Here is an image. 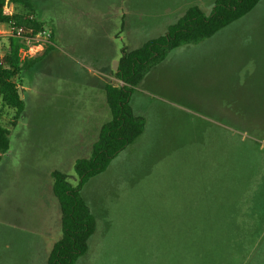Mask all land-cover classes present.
Masks as SVG:
<instances>
[{
    "label": "rangeland",
    "instance_id": "obj_1",
    "mask_svg": "<svg viewBox=\"0 0 264 264\" xmlns=\"http://www.w3.org/2000/svg\"><path fill=\"white\" fill-rule=\"evenodd\" d=\"M215 1L36 0L34 16L46 27L73 30L72 36L86 44L81 43L82 53L57 38L56 50L32 69L59 78L55 84L59 95L70 99L53 102L62 109L45 115L49 120L39 138L33 105L12 128L10 150L0 160V217H32L33 212L43 217L31 193L39 171L58 166L76 184L73 159L88 156L91 146L75 143L58 148L63 156L51 164L44 161L47 155L41 144L54 130L61 135L70 125L81 130L94 124V113L88 115L87 110L90 106L92 111L94 101L83 103V95L72 91L74 84H121L112 74L118 67L114 70V61L109 62L112 55H122L119 42L129 43V49L140 47L165 34L191 6L209 15ZM80 30H122V34L117 45L102 43L103 34H96L100 38L96 46L95 36ZM33 73H21L27 91L33 88ZM55 85L52 82L51 88ZM131 103L145 118L144 131L85 184L83 196L97 226L88 251L74 264H223L219 258L225 255L234 264L232 248L241 239L244 222L229 220L234 208L215 201L217 192L211 200L204 190L216 187L237 165L254 160L250 157L264 147V0L212 37L169 51L147 71ZM100 111L102 118H110L108 106ZM13 115L14 110L6 108L1 122L9 126ZM32 140H39L40 147ZM245 237L249 241L252 234ZM258 241L264 242V230ZM260 244L244 264H264V254L255 260Z\"/></svg>",
    "mask_w": 264,
    "mask_h": 264
},
{
    "label": "trees",
    "instance_id": "obj_2",
    "mask_svg": "<svg viewBox=\"0 0 264 264\" xmlns=\"http://www.w3.org/2000/svg\"><path fill=\"white\" fill-rule=\"evenodd\" d=\"M260 1L216 0L209 15L199 6H191L165 34L146 41L140 47L123 48L118 69L112 71L121 84L107 83L105 86L111 119L102 125L90 156L75 161L76 184L65 172L58 169L52 172L53 191L62 212V237L55 243L47 264H74L88 251L97 222L83 196L84 186L91 178L105 171L111 161L143 133L145 118L133 109L131 98L150 67L164 60L169 51L180 45L212 37L251 12ZM35 2L36 0H0V23L14 22L17 26L37 33L45 27V23L34 16ZM10 3L15 6V11L7 14L5 7ZM51 29V43L40 55L22 59L20 49L25 45L20 38L11 37L9 47L5 49L4 56L0 57V160L10 150L11 130L18 124L26 109L25 98L19 94L20 89L25 92L21 73L32 70L38 61L54 49V29ZM6 108L14 110L9 126L1 122ZM250 159L254 160L243 162L242 167L237 165L233 173L220 180L216 187L208 185L204 190L211 200V194L217 192L219 195L215 201L234 208L227 215L229 220L244 222L241 239L234 242L232 248L234 264H244L256 244H260L258 240L264 230V147H259ZM248 233L252 234L249 241L245 237ZM257 248L255 258L264 254V242ZM225 257L219 259L224 260L223 264H229V256Z\"/></svg>",
    "mask_w": 264,
    "mask_h": 264
},
{
    "label": "crops",
    "instance_id": "obj_3",
    "mask_svg": "<svg viewBox=\"0 0 264 264\" xmlns=\"http://www.w3.org/2000/svg\"><path fill=\"white\" fill-rule=\"evenodd\" d=\"M10 7L11 11H15V6L13 4H8V8ZM9 9V10H10ZM115 15L117 16V10H115ZM117 20V18H116ZM122 20V17H121ZM81 32L88 31V35L95 36V38H92L94 40V43L96 46L100 43V38L96 37V34H103L102 38L104 42L110 41L112 44L117 45L118 40H120L122 34V30H80ZM73 30H66L65 32H62V30H54V42L56 44V39L58 38L63 43H71L72 47L74 49H77V51L80 50V46L83 44H86V41H82L79 38L72 36ZM78 33H80L78 31ZM118 33V34H117ZM87 40V39H86ZM1 43L4 46V50L7 48L8 41L7 39H2ZM83 43V44H81ZM54 44V49L50 52L53 53L56 49V45ZM124 46H127V48H130L129 43H125ZM123 45H121V42H119V48L120 52L122 54V50L124 48ZM82 49V48H81ZM85 51V50H84ZM83 53V51H82ZM87 52H85L86 54ZM121 57L118 55H112L109 62L110 64L112 61L119 60ZM27 72H32V70H29ZM35 74V80L32 81L31 85H33V88L27 91L24 88V85H22V88L25 92L24 98L26 103V109L24 112H27L29 105L35 107V128L37 130V137L39 138L42 130L43 125L46 122L45 115L57 114L59 113L61 106L59 103L58 105H54V101L58 98L64 99L65 95H62L58 92V88L56 87V83H60V79L58 78L53 79L51 76L44 75L41 72H34ZM106 76V74H105ZM44 80V82H43ZM54 82L53 89L51 88V83ZM46 84H50V86H47ZM79 86L72 87V91H75L78 93V96L81 94L83 95L80 97L83 100V103L85 99L87 100H93L94 101V107L91 111V107L89 106L87 110L89 111L88 115H91L93 112L94 115L92 116V121L94 124L90 126L88 124L87 128L79 130L76 126H69L64 129L63 133L61 132V135L56 134L55 130L52 132L51 135H48L47 139H44L42 142V147L45 148V153L47 155V159L44 161L51 160V164H56L57 161L61 160L59 159V156H63L61 154L60 150L58 148H65L68 146H72L73 144H81L85 143L91 146L90 152L88 156H78L77 158L73 159V162L75 164V161L79 158L89 157L92 152L93 144L97 141L100 129L104 123L109 121L111 119H108L103 117L102 113L100 111L101 106L107 107V100H106V81L103 86H96L91 84H85V83H78ZM82 85V86H81ZM39 87V90L36 88ZM65 92L66 89H64ZM29 93V98L27 94ZM63 93V92H62ZM39 96H35V95ZM76 99H80L78 97H73ZM59 99V100H60ZM65 99H70L65 98ZM73 99V100H76ZM78 101V100H76ZM81 102V101H79ZM31 103V104H30ZM132 104V103H131ZM133 107V105H132ZM109 108V107H108ZM134 109V108H133ZM70 110V109H69ZM110 110V109H109ZM135 110V109H134ZM48 113V114H47ZM51 113V114H49ZM53 120V118H51ZM49 123H53V121L50 120ZM49 129V128H48ZM53 128H51L52 130ZM33 145H36L38 143V148L40 147L39 140L35 141L32 140ZM62 150V149H61ZM41 168V166H40ZM62 170L58 166L55 167V169L51 171L42 170L39 171V173L35 176V178H39L36 183L32 186V202L36 206H41L43 209V217L37 212H33L32 217H26L23 216L21 218L13 217V218H6V217H0V228L4 231V233H0V264H47L49 255L55 245V243L60 240L62 237V212L60 208V203L56 195L53 191V177L52 172L54 170ZM66 173V172H65ZM67 174V173H66ZM42 179H45L43 182ZM84 193V192H83ZM87 201V200H86ZM40 248V249H39ZM42 258V261H36L37 258Z\"/></svg>",
    "mask_w": 264,
    "mask_h": 264
},
{
    "label": "built area",
    "instance_id": "obj_4",
    "mask_svg": "<svg viewBox=\"0 0 264 264\" xmlns=\"http://www.w3.org/2000/svg\"><path fill=\"white\" fill-rule=\"evenodd\" d=\"M5 13L12 14L8 5L5 7ZM33 18V16L31 17ZM11 37L20 38L24 47L20 49V55L22 59L32 58L43 52L48 44L51 43L52 29L51 27H44L37 33H34L31 29H27L23 26H17L14 22L0 23V57L5 54L4 46L1 43L2 39H7L9 47V39ZM2 47V51H1ZM2 154L0 153V157Z\"/></svg>",
    "mask_w": 264,
    "mask_h": 264
},
{
    "label": "water",
    "instance_id": "obj_5",
    "mask_svg": "<svg viewBox=\"0 0 264 264\" xmlns=\"http://www.w3.org/2000/svg\"><path fill=\"white\" fill-rule=\"evenodd\" d=\"M118 65H119V61L118 60H115L114 63H113V69L116 70L117 67H118ZM19 94H20L21 97H23L22 90H19Z\"/></svg>",
    "mask_w": 264,
    "mask_h": 264
}]
</instances>
